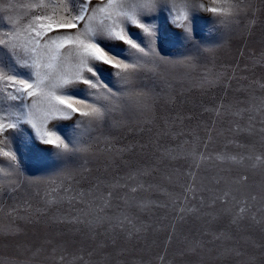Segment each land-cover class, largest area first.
<instances>
[{"label":"snow or ice","instance_id":"obj_1","mask_svg":"<svg viewBox=\"0 0 264 264\" xmlns=\"http://www.w3.org/2000/svg\"><path fill=\"white\" fill-rule=\"evenodd\" d=\"M258 64L264 0L0 3V264H264ZM177 83L223 90L210 121Z\"/></svg>","mask_w":264,"mask_h":264},{"label":"rangeland","instance_id":"obj_2","mask_svg":"<svg viewBox=\"0 0 264 264\" xmlns=\"http://www.w3.org/2000/svg\"><path fill=\"white\" fill-rule=\"evenodd\" d=\"M8 0H0V3H6ZM14 3H25L27 0H12ZM203 35L207 36L209 33L207 30L203 33ZM200 33L197 32V37L199 38ZM260 28L257 26V28L254 30V35L251 38L248 39V47L245 48L244 44V38L241 36H236L231 41H229L224 48L219 49L215 55L217 58V62H229L233 58L236 60H240L238 49L244 50L245 54L249 51H257L260 48ZM162 52L165 55H175L176 51L169 49L167 46L161 44ZM241 68L245 67V64L241 61L240 64ZM245 75H248L250 79H255L257 81V88H259L260 84H264V79H261L262 76H264V64H258L256 67L254 73H243ZM236 86L235 83L233 85ZM258 94V93H257ZM223 95L222 89H215L212 92L209 93H203L201 92L197 87L194 85L188 84V83H177L175 85V93L173 96L174 103L170 104L168 107L172 110V115H175L176 113H180L182 115H193L198 117L201 120L204 121H210L213 117L209 116L208 114L201 115L203 109V106L211 107L213 103L218 102V98ZM229 96H232V93L229 92ZM167 111V109H165ZM162 114V113H161ZM119 138V143H117V147L121 146L124 143H128V140L123 138L121 134H116ZM143 142V141H141ZM161 143H167L166 138L161 139ZM175 147V145H172ZM139 152L140 149H137ZM26 174L31 175H43V173L37 171L35 168H31L26 172ZM17 199L22 198V194H16ZM13 198L12 194H3L0 195V208H3L6 204H12ZM2 215H0V222H2ZM159 239H163V236L159 237ZM10 244V241H6L3 238H0V258L3 257L7 250V246ZM131 258V257H128Z\"/></svg>","mask_w":264,"mask_h":264}]
</instances>
